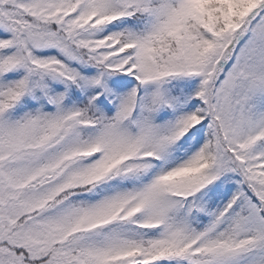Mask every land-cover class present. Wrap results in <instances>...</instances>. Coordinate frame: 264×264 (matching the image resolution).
Returning <instances> with one entry per match:
<instances>
[{
    "label": "snow or ice",
    "instance_id": "6c2138e0",
    "mask_svg": "<svg viewBox=\"0 0 264 264\" xmlns=\"http://www.w3.org/2000/svg\"><path fill=\"white\" fill-rule=\"evenodd\" d=\"M0 264H264V0H0Z\"/></svg>",
    "mask_w": 264,
    "mask_h": 264
}]
</instances>
